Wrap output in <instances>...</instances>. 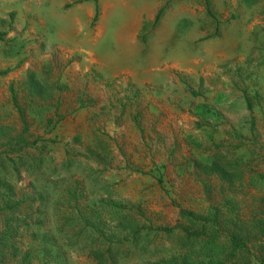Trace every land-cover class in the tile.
<instances>
[{
  "label": "rangeland",
  "instance_id": "obj_1",
  "mask_svg": "<svg viewBox=\"0 0 264 264\" xmlns=\"http://www.w3.org/2000/svg\"><path fill=\"white\" fill-rule=\"evenodd\" d=\"M88 4L0 0V69H13L0 76L2 122L21 129L10 86L23 105L29 71L64 88L58 110L29 109L32 131L48 145L44 177L54 168L64 187L81 181L89 202L106 197L109 184L136 213L144 209L156 224L175 226L182 211L222 201V182L197 172L194 160L210 164L224 153L264 172V0H164L158 22L136 37L141 0H110L98 7L94 26L78 28ZM50 118L55 123L47 126ZM16 178L18 197L31 194L35 177L22 169ZM225 195L235 197L246 219L262 211V190ZM46 212V227H58L54 202ZM21 235L30 241L27 231ZM172 247L160 239L148 255ZM63 252L70 264H95L80 248ZM141 262L135 251L121 264Z\"/></svg>",
  "mask_w": 264,
  "mask_h": 264
},
{
  "label": "trees",
  "instance_id": "obj_2",
  "mask_svg": "<svg viewBox=\"0 0 264 264\" xmlns=\"http://www.w3.org/2000/svg\"><path fill=\"white\" fill-rule=\"evenodd\" d=\"M162 12L163 9L154 24ZM97 18L98 14L94 22ZM4 38L5 34L0 33V40ZM12 70L0 69V76H7ZM21 85L23 105L15 86H10L21 129L4 124L0 117V264H70L63 252L66 247L80 248L95 264H121L135 251L141 254V264H264V244L260 243L256 249L255 243L264 242V196L260 199L261 213L246 219L240 214L235 197L225 195L226 191L236 192L238 188L264 191V172L246 170L247 166L229 162L224 153H216L210 164L194 160L197 172L215 176L222 182V201H215L201 211H182L175 226L156 224L144 209L141 214L136 213L135 205L129 208L109 190V184L104 185L106 197L89 202L81 181L64 187L61 182L66 180L54 181L57 169L50 168L45 177L41 173L48 145L43 137L35 136L34 123L28 116L38 107L52 106L58 110L59 93L64 88L33 71L27 73ZM247 104L249 109L253 108L250 99ZM45 122L47 126L55 123L52 118ZM254 127L252 120L251 128ZM28 149L34 150L33 155L27 154ZM22 169L34 176L35 181L32 193L21 198L16 192V177L19 178ZM204 188L207 193L211 190L207 183ZM52 191H59L62 198L51 200ZM49 201L62 213L60 225L50 230L46 227V220L50 219L46 212ZM26 207L27 212L23 210ZM22 229L28 232V243L21 235ZM164 238L173 244L170 252H153L149 257L151 244Z\"/></svg>",
  "mask_w": 264,
  "mask_h": 264
},
{
  "label": "crops",
  "instance_id": "obj_3",
  "mask_svg": "<svg viewBox=\"0 0 264 264\" xmlns=\"http://www.w3.org/2000/svg\"><path fill=\"white\" fill-rule=\"evenodd\" d=\"M109 1L71 0L72 3H76L79 7H83L86 3H90L86 7V16H85L86 22L83 23L80 17L77 18L78 28H84L85 26H94V20L97 14H99L98 7L102 6L106 8V6H108ZM163 2L164 0H141V6L138 14L139 19L137 21L136 30L134 33L135 37L138 36L143 31L145 24L155 23L157 16L162 10Z\"/></svg>",
  "mask_w": 264,
  "mask_h": 264
}]
</instances>
